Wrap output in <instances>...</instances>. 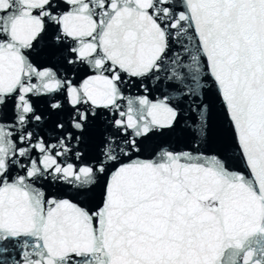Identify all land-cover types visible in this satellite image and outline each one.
<instances>
[{
  "label": "snow or ice",
  "instance_id": "obj_1",
  "mask_svg": "<svg viewBox=\"0 0 264 264\" xmlns=\"http://www.w3.org/2000/svg\"><path fill=\"white\" fill-rule=\"evenodd\" d=\"M0 264H264V0H0Z\"/></svg>",
  "mask_w": 264,
  "mask_h": 264
}]
</instances>
